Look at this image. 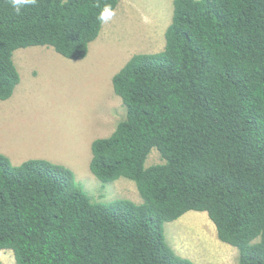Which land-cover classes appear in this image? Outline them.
Returning a JSON list of instances; mask_svg holds the SVG:
<instances>
[{
	"label": "trees",
	"instance_id": "obj_1",
	"mask_svg": "<svg viewBox=\"0 0 264 264\" xmlns=\"http://www.w3.org/2000/svg\"><path fill=\"white\" fill-rule=\"evenodd\" d=\"M37 0L16 14L0 0V102L21 83L14 54L48 47L86 59L105 4ZM165 48L114 76L127 115L91 146L103 183L133 181L141 203H94L75 173L0 153V252L17 264H193L164 226L206 213L240 264H264V0H174ZM157 150L164 163L146 167Z\"/></svg>",
	"mask_w": 264,
	"mask_h": 264
},
{
	"label": "rangeland",
	"instance_id": "obj_2",
	"mask_svg": "<svg viewBox=\"0 0 264 264\" xmlns=\"http://www.w3.org/2000/svg\"><path fill=\"white\" fill-rule=\"evenodd\" d=\"M173 2L123 0L82 61L66 59L48 47L16 51L21 83L11 99L0 102V153L15 166L29 158L69 167L94 203H141L133 181L103 183L92 174L91 146L109 137L126 118L113 78L134 55L165 48ZM162 163L155 149L146 167ZM164 235L168 245L193 264H240L239 251L219 240L206 213L189 212L166 223ZM0 264H17L12 250L0 252Z\"/></svg>",
	"mask_w": 264,
	"mask_h": 264
},
{
	"label": "clouds",
	"instance_id": "obj_3",
	"mask_svg": "<svg viewBox=\"0 0 264 264\" xmlns=\"http://www.w3.org/2000/svg\"><path fill=\"white\" fill-rule=\"evenodd\" d=\"M10 6L16 14H20L22 9L28 6H34L37 3V0H9ZM116 15L115 10L111 5L105 4L100 10L97 20L101 25L109 23ZM170 26V25H169Z\"/></svg>",
	"mask_w": 264,
	"mask_h": 264
},
{
	"label": "crops",
	"instance_id": "obj_4",
	"mask_svg": "<svg viewBox=\"0 0 264 264\" xmlns=\"http://www.w3.org/2000/svg\"><path fill=\"white\" fill-rule=\"evenodd\" d=\"M174 3V2H173ZM4 154V153H3ZM6 155V154H5ZM7 156V155H6ZM9 157V156H8ZM10 158V157H9ZM11 160V159H10ZM28 160H29V158H28ZM12 161V160H11ZM13 163V162H12ZM14 164V163H13ZM21 165V164H20ZM18 166V165H17Z\"/></svg>",
	"mask_w": 264,
	"mask_h": 264
}]
</instances>
